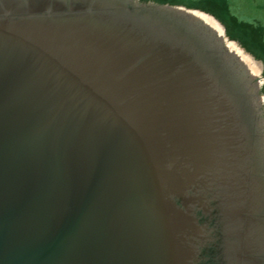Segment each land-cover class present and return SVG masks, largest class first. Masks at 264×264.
Returning a JSON list of instances; mask_svg holds the SVG:
<instances>
[{"label":"water","instance_id":"water-1","mask_svg":"<svg viewBox=\"0 0 264 264\" xmlns=\"http://www.w3.org/2000/svg\"><path fill=\"white\" fill-rule=\"evenodd\" d=\"M263 76L210 2L0 0V264H264Z\"/></svg>","mask_w":264,"mask_h":264},{"label":"crops","instance_id":"crops-1","mask_svg":"<svg viewBox=\"0 0 264 264\" xmlns=\"http://www.w3.org/2000/svg\"><path fill=\"white\" fill-rule=\"evenodd\" d=\"M221 4L228 19L240 28L255 32L264 51V0H213Z\"/></svg>","mask_w":264,"mask_h":264},{"label":"flooded vegetation","instance_id":"flooded-vegetation-1","mask_svg":"<svg viewBox=\"0 0 264 264\" xmlns=\"http://www.w3.org/2000/svg\"><path fill=\"white\" fill-rule=\"evenodd\" d=\"M175 8V7H174ZM179 7H177V9H173L172 12L174 11H179L181 14H183V17H186V19H192L193 21H196V22H202L204 23L203 25H208V26H211L212 22L210 20H208L207 18H211L209 16H205V14H201L199 12H195V11H190V12H186V11H182L180 9H178ZM166 12V11H165ZM193 16H192V15ZM212 19V18H211ZM213 20V19H212ZM215 21V20H213ZM215 23L218 25V23L215 21ZM220 24V23H219ZM214 26V24H212ZM219 26V25H218ZM222 27V26H220ZM215 28V27H214ZM216 29V28H215ZM217 31V29H216ZM226 40V39H225ZM225 40H223L224 42H222L224 45L227 46V49H228V53H230L231 55H235V57L237 56V60L238 62L242 65L243 68H250L251 66V62H256L254 60H249L246 56V53L245 51L243 50H237L236 48H232L230 46L229 43H227ZM235 53V54H234ZM246 55V56H245ZM256 60V59H255ZM259 62H262V61H257V63ZM262 69H263V65H262ZM256 80V79H255ZM264 86V76H263V79H260L259 80V83H258V90L257 92L259 93V97L261 98L260 100V106H259V109L258 111H256L254 113V116L253 117V120L255 122V125L257 126V130L260 132L259 134L264 136V94H261L262 93V88ZM261 136V142L264 144V141L262 140L263 137ZM264 146V145H263Z\"/></svg>","mask_w":264,"mask_h":264},{"label":"rangeland","instance_id":"rangeland-1","mask_svg":"<svg viewBox=\"0 0 264 264\" xmlns=\"http://www.w3.org/2000/svg\"><path fill=\"white\" fill-rule=\"evenodd\" d=\"M183 1H185V2H210V3H213V4H216V5H219V6L223 7L220 3L217 4L213 0H183ZM233 24L238 26V24L236 22H234ZM242 29H243V27H242Z\"/></svg>","mask_w":264,"mask_h":264}]
</instances>
